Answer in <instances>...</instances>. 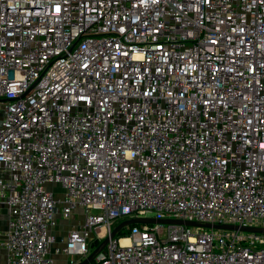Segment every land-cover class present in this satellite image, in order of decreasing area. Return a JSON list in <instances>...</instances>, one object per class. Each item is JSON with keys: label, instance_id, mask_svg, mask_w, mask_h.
<instances>
[{"label": "built area", "instance_id": "2783aa9c", "mask_svg": "<svg viewBox=\"0 0 264 264\" xmlns=\"http://www.w3.org/2000/svg\"><path fill=\"white\" fill-rule=\"evenodd\" d=\"M0 203L3 264L264 228V0H0ZM89 264H264V232L132 224Z\"/></svg>", "mask_w": 264, "mask_h": 264}, {"label": "water", "instance_id": "95a60500", "mask_svg": "<svg viewBox=\"0 0 264 264\" xmlns=\"http://www.w3.org/2000/svg\"><path fill=\"white\" fill-rule=\"evenodd\" d=\"M153 223H179L184 224L186 226H201L204 228H222V229H241L245 231H253V232H264V228H253V227H237L233 225H210V224H200L195 223L193 221H180V220H172V219H156V218H148V217H134V218H127L123 219L118 223L115 227L111 229L107 237H104L90 252L89 254L83 258L77 264H89L94 255L97 254L107 242V239L114 236L115 233L120 230L123 226H129L132 224H153Z\"/></svg>", "mask_w": 264, "mask_h": 264}, {"label": "crops", "instance_id": "0c3cea01", "mask_svg": "<svg viewBox=\"0 0 264 264\" xmlns=\"http://www.w3.org/2000/svg\"><path fill=\"white\" fill-rule=\"evenodd\" d=\"M6 219H7V209L3 204L0 203V237L5 231ZM63 222L65 221L59 219L60 226L57 228V232L60 233L59 236L63 235L64 233L65 226H63ZM50 254L57 262H61L65 260V257L63 255L53 253L52 251ZM3 261H4V250L0 247V264H3Z\"/></svg>", "mask_w": 264, "mask_h": 264}, {"label": "rangeland", "instance_id": "374dc122", "mask_svg": "<svg viewBox=\"0 0 264 264\" xmlns=\"http://www.w3.org/2000/svg\"><path fill=\"white\" fill-rule=\"evenodd\" d=\"M91 212L92 213H95V211L94 210H91ZM144 216L145 217H148V218H151L152 216H153V214L152 213H145L144 214ZM82 219V216H81V214H78V215H76V214H72V215H70V217L65 221V222H63V226H65L66 225V223H74V222H76V221H79V220H81ZM123 220V219H122ZM122 220H120V221H122ZM120 221H118V223H120ZM117 223V224H118ZM116 224V225H117ZM115 225V226H116ZM126 227H128V226H123L122 228H120V230L121 229H126ZM111 231V230H110ZM119 231V230H118ZM117 231V232H118ZM116 232V233H117ZM115 233V234H116ZM106 237V236H105ZM116 237H119V236H115L114 235V238H116ZM104 238V237H103ZM102 240V239H101ZM100 240V241H101ZM100 241H98V239H94V236L92 237V241H91V245L89 246V249L90 250H92ZM94 243H96L95 245H94ZM92 262V261H91Z\"/></svg>", "mask_w": 264, "mask_h": 264}, {"label": "trees", "instance_id": "16d2710c", "mask_svg": "<svg viewBox=\"0 0 264 264\" xmlns=\"http://www.w3.org/2000/svg\"><path fill=\"white\" fill-rule=\"evenodd\" d=\"M127 231H128V227H126V229H121V230H119L116 234H115V236H121V235H124V234H126L127 233ZM96 243H94V245H95Z\"/></svg>", "mask_w": 264, "mask_h": 264}, {"label": "bare ground", "instance_id": "6f19581e", "mask_svg": "<svg viewBox=\"0 0 264 264\" xmlns=\"http://www.w3.org/2000/svg\"><path fill=\"white\" fill-rule=\"evenodd\" d=\"M121 242H125V239H121Z\"/></svg>", "mask_w": 264, "mask_h": 264}, {"label": "flooded vegetation", "instance_id": "af4514ba", "mask_svg": "<svg viewBox=\"0 0 264 264\" xmlns=\"http://www.w3.org/2000/svg\"><path fill=\"white\" fill-rule=\"evenodd\" d=\"M118 222H116L115 224H114V226L113 227H115V225L117 224Z\"/></svg>", "mask_w": 264, "mask_h": 264}]
</instances>
